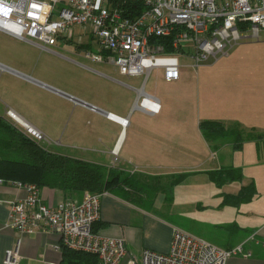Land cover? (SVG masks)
Returning <instances> with one entry per match:
<instances>
[{
    "label": "crops",
    "instance_id": "obj_1",
    "mask_svg": "<svg viewBox=\"0 0 264 264\" xmlns=\"http://www.w3.org/2000/svg\"><path fill=\"white\" fill-rule=\"evenodd\" d=\"M0 39V116L8 118L6 112L11 110L17 118L53 139L61 148L71 139L85 144L84 148L89 153L82 157L69 155L73 158L112 166L111 152L117 149L119 164L116 167L130 173L161 177L188 174L191 177L206 175V172L220 168H239V181L220 187L211 182L219 189L213 203L208 200L195 208L210 211L213 222L208 223L207 229H210L212 238H224L227 243L222 248L242 245L243 250L251 254L249 258L232 256L225 264H264V212L257 210L259 201H263L261 207L264 210V139L246 141L238 151L228 142L218 143L219 148L215 150L199 130L200 122L217 121L227 126L238 124L245 130L253 129L264 136V78L260 77L264 43H241L229 57L233 59V64L222 66L229 74H235L226 82L228 92L225 96L228 101L220 98L222 91L213 86L214 69L206 70L202 85L196 82V89L191 87L189 91L184 86L189 72H181L183 64L180 77L174 82H166L162 71L156 70L160 81L179 85L175 94L162 97L144 89L155 96L161 106L158 114L148 115L136 109L135 103L137 90L145 86L153 70L147 78L139 76L142 78L140 86V82H129V78L133 77H127L126 82L120 80L108 69L113 71L114 65L105 60L96 62L91 59L88 54H100L102 57L105 54L82 30L75 29L69 37L57 39L59 49L68 55L53 50L56 44L42 48L3 32H0ZM9 41L42 49L58 56L59 60L32 61L27 46L19 47L14 54L7 56L5 53L13 49ZM79 58L90 64L83 63ZM203 64L200 67H206ZM188 68L196 72L199 67ZM114 73L122 77L116 69ZM106 114L127 120V125L123 127L109 120ZM251 184L256 194L250 201L238 206L223 204L225 195H237L243 187ZM24 196L23 188L12 182L0 181V264L5 251L14 250L17 244V264H60L61 252L53 249L59 241L56 234L42 230L25 235L6 226L10 203ZM39 196L41 202L50 207L64 200L61 192L47 187L39 189ZM172 202H167L164 194L160 193L149 212L106 193L100 199L96 232L104 237L125 240L128 254L120 264L131 258L140 261L144 250L165 253L169 250L173 229L197 236L199 228L193 223L192 227H180L165 218L162 213ZM231 225L236 228L227 230L226 227ZM204 227L205 224L200 227L199 237L204 238Z\"/></svg>",
    "mask_w": 264,
    "mask_h": 264
},
{
    "label": "built area",
    "instance_id": "obj_2",
    "mask_svg": "<svg viewBox=\"0 0 264 264\" xmlns=\"http://www.w3.org/2000/svg\"><path fill=\"white\" fill-rule=\"evenodd\" d=\"M75 29L89 34L105 54H88L91 59L107 61L120 75L147 78L152 70H161L166 82H174L180 77L179 55L197 69L209 58L216 61L226 56L241 40L258 41L264 30V0H0V32L18 40L53 47L58 38L69 37ZM184 42L188 45L183 50ZM135 107L148 115L161 109L159 100L146 93L144 86L137 90ZM6 115L39 145L52 143L11 110ZM106 118L127 125V120L112 114ZM111 156L116 166L118 150L113 149ZM16 185L25 190V196L10 203L8 228L25 235L50 230L59 239L55 251L61 252L64 246L87 253L97 258V264H120L127 256L123 238L93 231L106 193L85 192L80 200L50 207L41 202L37 186ZM236 255L251 256L242 245L221 249L175 228L167 252L144 250L140 261L131 258L125 264H225ZM18 260L17 244L5 251L2 264Z\"/></svg>",
    "mask_w": 264,
    "mask_h": 264
},
{
    "label": "trees",
    "instance_id": "obj_3",
    "mask_svg": "<svg viewBox=\"0 0 264 264\" xmlns=\"http://www.w3.org/2000/svg\"><path fill=\"white\" fill-rule=\"evenodd\" d=\"M199 130L204 140L215 150L223 142L230 143L238 151L246 141L258 142L264 139L263 135L253 129L245 130L238 124L227 126L217 121H202ZM206 175L210 182L220 187L239 181L241 170L220 168L208 171ZM188 176L173 174L161 177L130 173L116 166L99 165L51 152L24 135L10 119L0 116V181L35 185L39 189H56L62 193L64 200L71 201L79 200L85 192L100 195L109 193L150 212L160 193L164 194L167 202H171L174 187ZM255 194L254 185L251 184L243 187L237 195H225L223 204L238 206L250 201ZM95 226L94 232L97 230ZM230 227L236 228L231 225L226 229ZM61 255L60 264H97L95 256L72 251L64 246L61 247Z\"/></svg>",
    "mask_w": 264,
    "mask_h": 264
},
{
    "label": "rangeland",
    "instance_id": "obj_4",
    "mask_svg": "<svg viewBox=\"0 0 264 264\" xmlns=\"http://www.w3.org/2000/svg\"><path fill=\"white\" fill-rule=\"evenodd\" d=\"M17 42L18 43H14V42L12 43L9 41V44H11V48H13V49H11V51L5 53L7 56H10V54H14L15 53L14 51L17 48L27 46L26 48H28L31 52L32 61L38 60L40 62H44V61L57 62L59 60V57L52 54V53H49V52L44 51L42 49L41 50L37 49V48L32 47L26 43H21L19 41H17ZM243 42L264 43V30L260 34V40L259 41L250 40V39L241 40L236 46H234L230 50L228 56L220 57L216 61L213 59L208 60V61L204 62V64H203L206 67H199L196 72L193 71L191 68H188L189 66H191V61L188 59L182 58V56L179 55V57H178L179 62H180V64H183V66H184L182 68L181 72H183V71L189 72L187 74L186 85H184L186 87V89L189 91V89L191 87H193L195 90L196 89V82L199 85H202L203 73L208 69L209 70L214 69L216 71H214L215 82H214L213 86L216 90H218L219 92L221 90L222 93L224 94L223 95L220 93V98H222V99L224 98L225 101H228V97L225 96V93L228 92L226 82H227V79L229 77H232V75L235 76V74L234 73L229 74L228 72H226L224 70V68L222 66L233 64V59H229V57L231 56L234 49ZM187 45L188 44L185 42L182 44L183 50L187 47ZM1 49L2 48H0V50ZM95 49H96V46L94 45L93 50H95ZM53 50H55L59 54L68 55L67 52L59 49L57 44L53 48ZM79 59L83 63L90 64V62L85 60L84 58H79ZM212 61L214 63H212ZM108 69L111 70L112 74H115V77L119 78L120 80H122L124 82L128 81L127 77H123V76L120 77L119 75L114 73L115 69L117 70L116 67H115V69L113 68V71L111 68H108ZM260 71H261L260 77L262 79V78H264V55H263L262 66L260 68ZM129 79H130L129 82H131V83L136 84V83L140 82L138 84V86H140V84L142 83V78H139V77H133V78H129ZM177 85H179V84H169V83L160 81L157 78L156 70H153V72L151 73V75L149 76V78L147 79V81L145 83L144 89L146 92H152L155 95H157L158 97H162L163 95L175 94V90H176ZM181 87L182 86H180V88ZM216 97H218V96H216ZM194 102H195L194 110L196 111L195 99H194ZM11 122H13V121H11ZM51 141H52V143L49 145L45 144V143H40V145L42 148H44L48 151L60 153V154L63 153V154H66L68 156L70 155V156L82 157V155H87L86 153H89V151L85 149L86 148L85 144L83 145V144L74 142L73 139H71L69 142H67L65 144L64 148H61V146H58L57 144H55L53 139ZM84 146H85V148H84ZM57 150H58V152H57ZM117 164H119V163H117ZM245 173H248V172H245ZM165 184H166V182H165ZM218 192H219V189H217L210 182V180L208 179V177H206V175L200 174V175L187 177L180 184H178L174 187L173 199H172L173 202L170 206L166 207L167 210L165 209V211L162 214L165 216V218H167L168 220H170L174 224L179 225L180 227H192L191 223L197 225L199 227L197 230V236L198 237L201 236V235H199L200 234V227L203 224H205V227L203 229V231H204L203 232V237H204L203 239L210 241L213 245L222 249V247H224V244H226L227 242L224 240V238L223 239L222 238H219V239L212 238L210 236V232H211L210 229H207L208 223L211 224L213 222L211 220L210 211L205 212L202 208H199V209L195 208L197 204L203 205L204 203L208 202V200H210V202L213 203V201L216 197L215 194H217ZM77 198H79V197H77ZM80 199H82V197H80L79 200ZM261 204H263V201H259L257 203L258 212L260 210L264 212V210L261 207ZM250 208L253 209L252 205L250 206ZM258 221H259V223H261L260 220H258ZM203 222H205V223H203ZM221 237H223V235H221Z\"/></svg>",
    "mask_w": 264,
    "mask_h": 264
},
{
    "label": "bare ground",
    "instance_id": "obj_5",
    "mask_svg": "<svg viewBox=\"0 0 264 264\" xmlns=\"http://www.w3.org/2000/svg\"><path fill=\"white\" fill-rule=\"evenodd\" d=\"M16 117V116H15ZM17 118V117H16ZM19 121H22V120H20L19 118H17Z\"/></svg>",
    "mask_w": 264,
    "mask_h": 264
}]
</instances>
